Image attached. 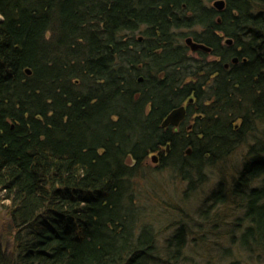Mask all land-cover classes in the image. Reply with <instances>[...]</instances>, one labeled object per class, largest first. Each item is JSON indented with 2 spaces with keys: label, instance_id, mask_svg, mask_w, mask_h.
<instances>
[{
  "label": "trees",
  "instance_id": "1",
  "mask_svg": "<svg viewBox=\"0 0 264 264\" xmlns=\"http://www.w3.org/2000/svg\"><path fill=\"white\" fill-rule=\"evenodd\" d=\"M215 1L0 0V264H180L191 217L161 248L139 202L168 143L186 194L221 172L222 256L264 264V0ZM185 104L192 131L163 128Z\"/></svg>",
  "mask_w": 264,
  "mask_h": 264
},
{
  "label": "rangeland",
  "instance_id": "2",
  "mask_svg": "<svg viewBox=\"0 0 264 264\" xmlns=\"http://www.w3.org/2000/svg\"><path fill=\"white\" fill-rule=\"evenodd\" d=\"M0 15V21L2 20ZM243 152L238 151L233 155L228 163H225L226 172H231L232 167H240ZM150 168H148L150 177L149 184L147 180L139 182V202L142 210L147 213L143 215V221L148 222V225L157 235L158 244L161 248L165 245V241L173 236L179 227L174 222L181 221V215L178 210L184 211L191 218H185L183 221L188 224V236H186V246L184 248V260L180 264H229V259L234 258L237 247L233 248L231 257H223L224 253L229 248L230 242L222 237L220 233L227 234L232 229L230 225H215L213 223L204 224L203 228L197 227L195 224L200 222L199 207L208 195L215 190L218 182L221 180V172L219 170L209 172L206 176L205 184L189 194L185 193V184L180 186L178 180L172 178L173 172L167 169L157 167L159 163H153L149 158ZM154 192L155 195L152 193ZM177 208V209H175ZM2 210H0V218ZM1 223V221H0ZM169 224L171 227H169ZM230 230V231H229ZM216 241V242H215Z\"/></svg>",
  "mask_w": 264,
  "mask_h": 264
},
{
  "label": "flooded vegetation",
  "instance_id": "3",
  "mask_svg": "<svg viewBox=\"0 0 264 264\" xmlns=\"http://www.w3.org/2000/svg\"><path fill=\"white\" fill-rule=\"evenodd\" d=\"M188 38V37H187ZM186 38V39H187ZM140 40H142V37L141 38H139ZM186 39H185V43H186ZM195 40V39H194ZM227 44V43H226ZM187 46V45H186ZM187 47H189V46H187ZM199 51H202V52H204V53H211L212 52V49H211V51L210 52H206V51H203V50H198V51H193V50H191V48L189 47V50H188V52H189V55L190 56H192V57H194V58H197L196 57V55L199 53ZM210 60H215V61H217L218 60V57H214V56H211L210 57ZM140 79H142V81H143V78H140ZM141 81V82H142ZM190 103V102H189ZM183 106V105H182ZM181 107V106H180ZM179 107V108H180ZM178 109V108H177ZM186 109H187V114H186V118L179 124V126L178 127H174V126H168V127H163V123H162V127L163 128H165V129H167V128H171L172 129V131L175 133V134H178V133H180V131H181V129H183V128H186V133H188L189 131H192V128H193V122L192 121H188V119H190V118H192L193 120L196 118V115H194V116H192V117H190V109H188V104L186 105ZM175 110V109H174ZM172 112V111H171ZM170 114V113H169ZM168 114V115H169ZM164 122V121H163ZM187 135V134H186ZM188 137V136H187ZM176 141H177V143H176V146H177V150H176V152L175 153H177L178 151H179V148H178V146H179V143H180V145H182L183 144V142H184V139L182 138V137H180L179 139H176ZM179 142V143H178ZM170 146H171V144L170 143H168L164 148H162V150L161 151H158V152H156V153H154V154H152L149 158H150V160L151 161H153L152 160V156L153 155H156L157 157H156V161H157V163H159L158 165H157V167H160V166H164V161H166V160H168V159H171L170 158V154H171V148H170ZM173 151V150H172ZM192 152H193V148H192V146H190V145H188V147H187V149L184 151V152H182V155L184 156V157H191V155H192ZM180 153V152H179ZM177 155H179V154H177ZM177 155H176V157H177ZM181 155V154H180ZM146 164L147 165H150L149 164V159L147 160V162H146ZM196 184H197V182H196ZM199 188V187H198ZM197 227H201V229L203 228V226H204V224H202L201 222H199V223H197V224H195ZM186 236H188V231L186 232V234H185Z\"/></svg>",
  "mask_w": 264,
  "mask_h": 264
},
{
  "label": "water",
  "instance_id": "4",
  "mask_svg": "<svg viewBox=\"0 0 264 264\" xmlns=\"http://www.w3.org/2000/svg\"><path fill=\"white\" fill-rule=\"evenodd\" d=\"M226 2L225 0H216L214 2V7L216 9H218L219 11H222L225 8ZM228 44H232V40L228 39L226 41ZM186 43L188 44V46L191 48V50L193 51H198V50H203L206 52H210L211 48L208 47L207 45L203 44V43H199L194 41L193 37H188L186 39ZM238 59L235 58L234 59V63H237ZM27 73L30 74V70H27ZM140 81H142V79H140ZM193 100L191 99L190 102H192ZM186 114H187V109L186 106H181L178 109L173 110L164 120L163 122V127H168V126H174V127H178L179 124L186 118ZM156 155L152 156V162L156 163Z\"/></svg>",
  "mask_w": 264,
  "mask_h": 264
},
{
  "label": "bare ground",
  "instance_id": "5",
  "mask_svg": "<svg viewBox=\"0 0 264 264\" xmlns=\"http://www.w3.org/2000/svg\"><path fill=\"white\" fill-rule=\"evenodd\" d=\"M194 39V38H193ZM195 41V40H194ZM197 42V41H196ZM187 46H188V44L187 43H185Z\"/></svg>",
  "mask_w": 264,
  "mask_h": 264
}]
</instances>
